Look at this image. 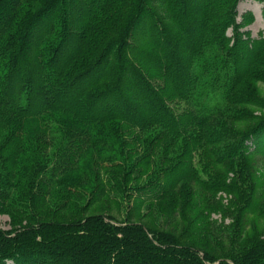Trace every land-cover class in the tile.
Masks as SVG:
<instances>
[{"label": "trees", "instance_id": "1", "mask_svg": "<svg viewBox=\"0 0 264 264\" xmlns=\"http://www.w3.org/2000/svg\"><path fill=\"white\" fill-rule=\"evenodd\" d=\"M239 1L0 0V264H264Z\"/></svg>", "mask_w": 264, "mask_h": 264}, {"label": "rangeland", "instance_id": "2", "mask_svg": "<svg viewBox=\"0 0 264 264\" xmlns=\"http://www.w3.org/2000/svg\"><path fill=\"white\" fill-rule=\"evenodd\" d=\"M193 4H195L194 0H191ZM250 12L252 16V21L249 23L245 30L250 31V37L257 38L260 34L264 35V1L263 0H240L237 3V12L240 16L241 14L245 12ZM237 17L238 20H240V17ZM40 22L43 21V19L39 20ZM198 22V21H197ZM196 22V23H197ZM186 23V22H183ZM138 27V26H137ZM137 28L133 30V33H137ZM227 34H231V30L228 29ZM194 36V34H193ZM75 47V46H74ZM74 47H70V50H72ZM258 70L264 72V65L262 67H259ZM246 80V79H245ZM38 81L35 80L33 82V87H37ZM250 88L251 92H254L257 96L258 100H263L264 102V81H253L251 79H247L246 85H239L236 88V93H241L246 90V88ZM216 95V94H215ZM222 96H212V101L216 102L220 100ZM260 105H257L256 107L250 106V105H232L230 106V110H240L241 112L246 113L250 119L247 121L244 120L241 123H230L232 127L240 129L241 131L249 130L250 128L257 125L258 122H261L264 120V108H260ZM99 109V108H97ZM254 174L256 175V193L258 196V201L264 202V163L261 161V158L259 155H256L254 158ZM197 157L194 158V162L196 163ZM220 196L223 197V201L226 202V194L223 192H219ZM217 197V196H216ZM104 206L102 204L97 205L92 208V212H99L103 210ZM149 207L144 206L141 213H145ZM151 216L148 219H143L144 222H152V221H158L159 222V216L161 212H168L166 207H163V205H153L151 207ZM140 216V215H139ZM210 217L213 219H219V214L212 213L210 214ZM72 219V218H70ZM250 225L247 228V232L244 236V241L250 243L253 241L259 242L261 240H264V219L263 220H254L250 218ZM229 222V219H224V224H227ZM9 217L5 214L0 215V227L2 229H9ZM193 243H196L204 248L207 247V241L203 238L192 241ZM209 246V245H208ZM208 248V247H207Z\"/></svg>", "mask_w": 264, "mask_h": 264}]
</instances>
